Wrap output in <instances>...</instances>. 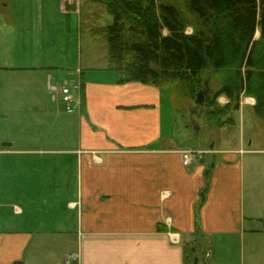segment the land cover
Here are the masks:
<instances>
[{
  "label": "crops",
  "instance_id": "1",
  "mask_svg": "<svg viewBox=\"0 0 264 264\" xmlns=\"http://www.w3.org/2000/svg\"><path fill=\"white\" fill-rule=\"evenodd\" d=\"M21 1L37 8L17 9L8 0L0 12V84L4 90L16 83L33 97L20 108L27 114L12 120L13 89L0 96L7 121L0 135V264H61L70 253L78 264H185L188 246L200 248L198 264H209L210 247L213 264H225L224 242L237 237L244 258V240L264 236V200L256 195L264 191L254 186L246 201L243 168L260 172L252 157H263L264 146L251 147L243 127L231 146L216 136L186 146L189 135L178 136L174 105L163 100L167 86L122 81L107 69V42L97 49L95 30L112 17L83 38L81 0H57L56 12L46 8L48 0ZM76 16L77 52L57 54L55 23L64 19L70 34ZM61 68L73 70L61 86L82 87L75 112L65 110L61 86H50ZM254 104L241 96L240 126L245 111L264 119ZM47 245L57 248L53 256L43 254Z\"/></svg>",
  "mask_w": 264,
  "mask_h": 264
},
{
  "label": "trees",
  "instance_id": "2",
  "mask_svg": "<svg viewBox=\"0 0 264 264\" xmlns=\"http://www.w3.org/2000/svg\"><path fill=\"white\" fill-rule=\"evenodd\" d=\"M95 1L112 17L95 32L107 42V69L122 81L174 84L179 101L202 92L201 127L233 126L241 96L254 97L264 118V0ZM193 256L187 249L185 264Z\"/></svg>",
  "mask_w": 264,
  "mask_h": 264
},
{
  "label": "rangeland",
  "instance_id": "3",
  "mask_svg": "<svg viewBox=\"0 0 264 264\" xmlns=\"http://www.w3.org/2000/svg\"><path fill=\"white\" fill-rule=\"evenodd\" d=\"M5 1L8 0H0V12L2 13H5L9 9L6 8L5 6H2V3ZM13 4H14V8L17 9H19L21 6L24 8V10L26 9L35 10L37 8V3L26 4L24 1H21L19 5L17 0H15ZM46 8L50 9L53 12H56L57 0H48L46 4ZM104 8L105 6L102 2L81 0L80 15H81V28L83 31L82 33L83 38L84 36H94L90 31V28L93 27V25H101V24L105 25L108 23V21H110L111 16L107 12H105ZM76 18L77 16L75 18H72L70 34L66 33L67 30H65L64 19L60 17L61 21L59 25L55 23L56 30L52 33L53 39L51 41L53 43V46L57 54L61 53L60 50L61 51L65 50V53L73 52V54L77 52L78 38L76 35L77 34ZM94 22L96 24H94ZM191 31L192 29L190 27L186 29V32L188 33H190ZM164 33H166L165 30ZM256 36H258V33L256 34ZM95 37H96L95 46L98 49L100 47V44L102 46V44L105 42L106 39L103 34H97L95 35ZM51 41L49 43H51ZM103 47L104 46H102V48ZM79 50L81 51L82 54H83V50L85 53V43L83 41H81V46ZM55 57L56 59L59 58L57 55ZM54 72H56L54 73V75L57 76L58 80L53 81L52 84H50V86H54V84L56 85V82H57V86L58 85L61 86L63 82H65V78L67 77V75L73 72V70H71L70 68H61L58 71L55 70ZM3 74L4 73L2 72L0 73V79H4ZM7 74L14 76L12 73H7ZM66 83H70V82H66ZM216 83L217 81L214 76L209 78V88H211L212 91L216 88L217 86ZM15 84L16 83L8 84V86L4 90L2 89V85L0 84V88H1L0 96L1 95L3 96V94L7 92L6 89H13V99L16 101L15 103H13V105H10L13 108L12 113L7 114L8 118L13 116L12 120H15L16 117H24L23 114H27V113L25 112L22 113L20 108L23 107V105L25 104L31 105L33 101V97L30 95L29 90H22L19 88V86L17 87V85ZM164 86L168 87L167 89L168 92L166 91L163 92V100L166 101V103L171 107L174 105L173 110L171 109L170 111L169 109V113L172 114V117L174 119L176 130L178 131L177 132L178 136L180 135L183 136L185 135L184 133H188L189 135L190 141L185 143L186 146H190L192 147V149L197 148L198 147L197 143H199L201 139H206L205 141L207 142L211 139H214L215 136L216 139H220L221 146H231L233 143H237V141L239 140L240 128L242 127H243V132L249 136L247 137V139L253 138L254 142H253V146L251 147L264 146V119H257V121H254L250 113L245 111L244 113L245 123L242 126H240L239 118L241 112L236 111L234 114L236 123L235 125H233V127L224 126L220 130H217V128L214 127L213 125L209 127H201L203 122L202 119L200 118V113H201V108L199 106L200 103L196 102L197 97L194 100L186 98L183 99L182 101L181 100L179 101V98L181 96L178 94L177 89L174 88V84H168ZM209 90L210 89H207V91ZM13 99L11 98V100ZM218 100L220 103H224L222 99L219 98ZM177 110L179 111V113ZM164 112H165L164 117H167L168 111L167 112L164 111ZM6 122H7L6 119L2 117L0 114V135L7 128ZM5 125L6 128L4 129L3 127H5ZM247 139L244 145L245 148L248 147ZM252 158H256L255 163L257 164V168L260 172L254 174V172L251 171L252 169L249 166H247V164L243 168L244 197L246 201L249 200V198H251V196L254 194V192L252 191V188L254 186L256 187L258 186L259 189L262 188L264 191V156L252 157ZM256 195H258L260 199L264 200V192H261L259 190V192ZM248 240L247 239L244 240V250H245L244 258L241 256V252L243 251V243L241 246L240 245L241 240H239L238 237L237 239H233L231 242H224L223 252H225V254L222 256V258L228 259V262L225 264H264V236L261 237L257 236ZM59 245L64 247V249L67 247L66 241H62V242L60 241ZM253 247L255 248V250L253 249ZM68 248L69 247H67L66 250ZM187 249H189V246ZM43 250H44L43 254H47L46 251H48V255L53 256L57 248L48 247L47 245L44 247ZM209 251L211 253L209 264L210 263L213 264L214 258L212 257L213 251L211 247ZM194 254L195 256L201 254L200 248H198L194 252ZM31 263L32 260L31 259L28 260L27 264H31ZM199 264H203V263L199 262Z\"/></svg>",
  "mask_w": 264,
  "mask_h": 264
},
{
  "label": "built area",
  "instance_id": "4",
  "mask_svg": "<svg viewBox=\"0 0 264 264\" xmlns=\"http://www.w3.org/2000/svg\"><path fill=\"white\" fill-rule=\"evenodd\" d=\"M65 2L73 3L78 0H64ZM64 11H67L65 4L63 5ZM61 100L64 104L65 110L68 112H74L79 110L82 103L81 85L79 82L65 83L61 88ZM191 151H185L183 153V161L187 162L190 159ZM78 256L75 253L66 255L62 264H78Z\"/></svg>",
  "mask_w": 264,
  "mask_h": 264
},
{
  "label": "water",
  "instance_id": "5",
  "mask_svg": "<svg viewBox=\"0 0 264 264\" xmlns=\"http://www.w3.org/2000/svg\"><path fill=\"white\" fill-rule=\"evenodd\" d=\"M197 103H201L202 102V92H199L197 95V99H196ZM194 251V249H192ZM192 264H198V258L196 256L193 257V262Z\"/></svg>",
  "mask_w": 264,
  "mask_h": 264
}]
</instances>
